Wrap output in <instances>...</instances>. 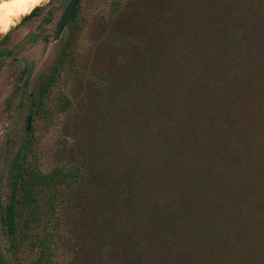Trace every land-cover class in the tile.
Listing matches in <instances>:
<instances>
[{
    "label": "trees",
    "instance_id": "16d2710c",
    "mask_svg": "<svg viewBox=\"0 0 264 264\" xmlns=\"http://www.w3.org/2000/svg\"><path fill=\"white\" fill-rule=\"evenodd\" d=\"M97 18L114 66L81 108L63 74ZM68 27L37 111L45 131L76 110L83 126L49 170L26 128L0 200L17 259L264 264V0H81Z\"/></svg>",
    "mask_w": 264,
    "mask_h": 264
},
{
    "label": "rangeland",
    "instance_id": "374dc122",
    "mask_svg": "<svg viewBox=\"0 0 264 264\" xmlns=\"http://www.w3.org/2000/svg\"><path fill=\"white\" fill-rule=\"evenodd\" d=\"M65 0H46L34 18L27 21L11 33V38L1 47H9L12 55L0 60V200L6 203L15 187L13 182V159L19 152L25 137H27V116L33 114L32 126L39 141V160L44 170L51 169L60 162L67 151L75 146V134L82 128V119L79 111L61 115L55 125L44 130V122L37 111L43 98L41 90L47 82L54 65L60 56V51L68 41L69 27L62 36L54 40L57 22L60 20L68 5ZM48 16L53 18L51 24L39 32V22ZM101 21L97 18L89 28L85 39L87 55L79 58V64L71 68L70 75L64 73L62 87L71 94L77 105L87 108L89 96L92 92L108 84L112 60L107 57L103 60L94 58V50L99 42L105 38L106 32ZM45 36L42 37L41 35ZM86 58H89L86 60ZM28 67L26 87L18 84L15 75L24 67ZM101 75H103L101 77ZM68 81V83H67ZM19 85V86H17ZM31 94V95H30ZM31 96V97H29ZM33 110V111H32ZM64 238L59 251L62 260H68L73 252L70 251L72 232L65 225ZM0 259L4 264H25L31 257L23 255L21 259L10 250V239L6 235L0 214ZM66 264H69L66 261Z\"/></svg>",
    "mask_w": 264,
    "mask_h": 264
},
{
    "label": "bare ground",
    "instance_id": "6f19581e",
    "mask_svg": "<svg viewBox=\"0 0 264 264\" xmlns=\"http://www.w3.org/2000/svg\"><path fill=\"white\" fill-rule=\"evenodd\" d=\"M46 0L36 3L33 0H0V32L7 33L16 26L24 15L29 14L36 6L41 5ZM23 22V21H22Z\"/></svg>",
    "mask_w": 264,
    "mask_h": 264
},
{
    "label": "flooded vegetation",
    "instance_id": "af4514ba",
    "mask_svg": "<svg viewBox=\"0 0 264 264\" xmlns=\"http://www.w3.org/2000/svg\"><path fill=\"white\" fill-rule=\"evenodd\" d=\"M40 10V9H39ZM39 10H37L35 13H31L30 15H28L24 20H23V22H21L18 26H17V28H19L21 25H23L24 23H26L27 21H29V20H31V19H33L34 18V16H35V14L39 11ZM64 13V12H63ZM62 17V16H61ZM61 19V18H60ZM53 22V18L50 16H48V18L47 17H44L40 22H39V24H38V26H39V32L40 33H42V31H43V29H44V27H46V25H48V24H51ZM59 22V21H58ZM58 22H57V25H56V31H55V34H56V32H57V27H58ZM66 29V28H65ZM65 31V30H64ZM11 34L12 33H9L1 42H0V60H4L5 58H6V56L7 55H12V50L9 48V47H1L2 46V44H6V42H8V39H10L11 38ZM55 34H54V37H55ZM42 37H44L45 35L44 34H42L41 35ZM62 36V35H61ZM55 40V39H54ZM0 73H1V69H0ZM27 76H28V67L26 66V67H24V69L19 73V74H16L15 75V79H16V81H17V83L18 84H21V87H23V89H24V87H26V85H27V81H26V78H27ZM17 86H19V85H17ZM31 95V94H30ZM30 115H32V121H33V114H31V113H29L28 114V116H27V129H28V118H29V116ZM32 121H31V127H32ZM31 127L28 129V130H30L31 129ZM1 260V259H0Z\"/></svg>",
    "mask_w": 264,
    "mask_h": 264
},
{
    "label": "water",
    "instance_id": "95a60500",
    "mask_svg": "<svg viewBox=\"0 0 264 264\" xmlns=\"http://www.w3.org/2000/svg\"><path fill=\"white\" fill-rule=\"evenodd\" d=\"M80 2H81V0H69V3H68V5H67V7L65 8V10H64V13H63V15H62V17H61V19L59 20V22H58V27H57V32H56V34H55V37H54V39L55 40H58L59 38H60V36L63 34V32H64V30H65V28L68 26V24H69V22H70V20L74 17V15L76 14V12H77V10H78V8H79V4H80ZM40 6V5H39ZM39 6H36L35 8H37V7H39ZM34 8V9H35ZM33 9V10H34ZM33 10L29 13V14H27V15H24L22 18H21V20H20V22L16 25V26H14V27H12L7 33H5V34H2L1 32H0V42L9 34V33H11L28 15H30L32 12H33ZM31 121H32V115H30L29 116V118H28V129L31 127Z\"/></svg>",
    "mask_w": 264,
    "mask_h": 264
},
{
    "label": "snow or ice",
    "instance_id": "6c2138e0",
    "mask_svg": "<svg viewBox=\"0 0 264 264\" xmlns=\"http://www.w3.org/2000/svg\"><path fill=\"white\" fill-rule=\"evenodd\" d=\"M13 2H15V0H13ZM33 2L38 3V2H40V0H33ZM2 7H3V5H0V8H2Z\"/></svg>",
    "mask_w": 264,
    "mask_h": 264
}]
</instances>
